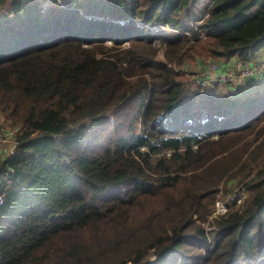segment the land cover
Listing matches in <instances>:
<instances>
[{"label":"trees","instance_id":"16d2710c","mask_svg":"<svg viewBox=\"0 0 264 264\" xmlns=\"http://www.w3.org/2000/svg\"><path fill=\"white\" fill-rule=\"evenodd\" d=\"M103 1L90 6L113 28L60 12L61 29L6 41L1 21L34 5L0 0V112L18 128L17 152L0 149V264H264V88L215 85L204 104L175 69L204 36L213 58L251 56L264 0H212L186 29L196 0ZM127 109L101 149L88 140ZM228 181L248 196L209 237Z\"/></svg>","mask_w":264,"mask_h":264},{"label":"rangeland","instance_id":"374dc122","mask_svg":"<svg viewBox=\"0 0 264 264\" xmlns=\"http://www.w3.org/2000/svg\"><path fill=\"white\" fill-rule=\"evenodd\" d=\"M63 1L64 0H56V1L22 0V4L25 3L26 5H28L30 3V4H33L34 6L31 10L29 8L24 9L23 12L19 15L20 19L15 16L16 18L13 17L10 20H7V18H5L6 21L5 20L1 21L3 25V32L5 33L6 41H9V36L11 37L18 36V33H22V35L27 36L29 33V29H33V28H35V33L37 34V36H35L34 39H38L39 36L43 38V36H46L45 32H51L54 27L61 29L62 28L61 22L59 21L60 12L63 13L62 14L63 17L66 16L71 21L77 22V24L75 23L77 26H82V25L86 26L85 33L90 32V31H95L97 33V32H102L104 30L113 28V27L107 26L106 21L99 20L97 22L98 16L96 17V14H95V12H97V8L92 9L90 6L91 3L96 2L97 0H81L83 4L85 5V7L71 6L70 8L67 7L63 3ZM105 1H110V0H104L103 2ZM211 1L212 0H196L195 7L198 8L197 9L198 11H195L196 9L193 7H192L193 9L191 8L193 11H195V13L191 15V16H194V19L190 21L186 20L187 24L185 26V29L186 27L192 28L193 26L197 25L198 20L196 17H200L199 15L203 14L200 18H204L206 16L207 9ZM103 2H99V3L102 4ZM133 3H134V0H133ZM189 13H191V10L189 11ZM39 22H40V25H38ZM184 30L181 32L175 31V34H177L178 32L187 33V35L190 34V31L188 30L184 31ZM166 32L167 34H170V35L174 33V32H171V30H168ZM204 37L201 38V40L199 41H195L197 45L191 48V49H194L195 52L197 51L201 54H196V55L192 54V56L189 59L183 60L181 63H178L175 66V69H178L180 72L183 73V78L189 82L188 85L191 89L196 90L198 93L199 92L203 93L206 99V101L203 102L204 104H208L210 101L209 92L212 89L211 88L212 86L217 85L223 88L226 86L234 85L233 90L241 89V87H246V84L237 86L235 84L229 83V81H227L226 79L210 81L209 84L207 85L201 84L199 78L202 75H204L205 72L209 71L210 65L212 63H216L220 68H223L224 70H227L229 68L234 69L237 66H242L243 64H246V65L252 64V66L259 67L260 72H258L255 75H258L261 72H263L264 74V64H263L264 62V43L260 44L259 46H256L254 53L252 54L253 57L250 58L251 60H248V58L244 60L239 55L235 54L232 61L228 62L227 60H224L222 57L213 58L209 53L206 52L205 50L206 43L204 41L205 40ZM121 40L122 41L120 44V48L127 46V42L125 41V39H121ZM104 44L111 45L112 43L109 40H105ZM154 44L158 49L157 58L164 60L163 58V51L165 50L164 45L158 42H155ZM252 74H250L248 77L251 78L250 76ZM248 77L246 80L249 79ZM196 80L198 81L197 83H195ZM249 83H251V84H248L251 87L256 86V88H260V89L264 88V75L257 76V78H254ZM134 104L135 103L132 104L133 108H134ZM213 107H214V104H212V106L209 109L212 111ZM131 112L132 111L127 109L125 112H117L115 114L109 115L105 121L101 122L102 123L101 125L103 126L95 131V138L87 137L88 140L91 141V143H95L96 145H98L100 147L99 149H101V147L105 143L104 139H106L107 137H111V134H112L111 131L113 128L112 124L113 123L116 124L119 121L128 122L131 115L133 114ZM205 113H207V109L202 110V114H205ZM120 114H124V117L117 118V116ZM0 127H3L5 129L12 128L11 125L9 124V120L5 119L4 115L1 112H0ZM138 127H139V124H138ZM12 140H13V134H9L8 136H6L3 142L0 143V149L4 150L7 153L8 150L12 147V144H13ZM99 143H102V144H99ZM231 181H228V184L225 186L223 185L222 188L220 187V190L218 191V194L216 195L217 198L224 199L226 195H228L236 187H238L239 185H243V182L230 183ZM121 189L122 187L110 189L108 190L106 194L116 193V192L120 193L119 191H121ZM247 196H248V190L246 189V194L244 198L242 199V202L239 205L231 206L229 208V211H232L242 206ZM2 201H3V198H2ZM211 211H212V206H211ZM217 217L218 216H211L210 214L209 217H207V221L202 222V226L206 229L207 235L210 233L209 237L212 235V232L214 231V225H212L210 222H212L213 219ZM188 249L192 251L191 248H188ZM152 259H154V255H150L149 260H152ZM258 259H264V255L260 256ZM258 259L255 262H257Z\"/></svg>","mask_w":264,"mask_h":264},{"label":"built area","instance_id":"2783aa9c","mask_svg":"<svg viewBox=\"0 0 264 264\" xmlns=\"http://www.w3.org/2000/svg\"><path fill=\"white\" fill-rule=\"evenodd\" d=\"M202 15L203 14L199 16L201 17ZM258 72H260L259 67L252 66V64H249V65L243 64L242 66H237L234 69L229 68L227 70H224L223 68H220L216 63H212L210 65L209 71L205 72L204 75H202L199 78V80L201 84L204 85L206 84L207 78L213 81L226 79L231 84L241 86L243 84H246V79L250 74L253 73L251 75L253 76L257 74ZM195 82L197 83L198 81L196 80ZM231 86H234V85H231ZM17 130H18L17 127H12L11 129H5L3 127H0V143L3 142L6 136H8L9 134H13L12 147L6 153L8 155L14 154L17 152V148L15 147V141H16L15 136H16ZM245 194H246V187L244 185H239L233 191H231L228 195H226L224 199L216 197L212 205L211 216H220L228 212L231 206L239 205L242 202V199L244 198ZM0 203H2L1 195H0Z\"/></svg>","mask_w":264,"mask_h":264},{"label":"crops","instance_id":"0c3cea01","mask_svg":"<svg viewBox=\"0 0 264 264\" xmlns=\"http://www.w3.org/2000/svg\"><path fill=\"white\" fill-rule=\"evenodd\" d=\"M253 56L251 55V57H248V60H251L250 58H252ZM234 58V56H232V57H230V58H228L227 59V61L228 62H230V61H232V59ZM197 59H199V58H197ZM263 73V72H262ZM262 73H260V74H258V75H253V76H251V78H249L248 80H246V87H241L242 89L241 90H245V89H247L248 88V84H251V83H249L250 81H252L254 78H257V76H260V75H262Z\"/></svg>","mask_w":264,"mask_h":264},{"label":"bare ground","instance_id":"6f19581e","mask_svg":"<svg viewBox=\"0 0 264 264\" xmlns=\"http://www.w3.org/2000/svg\"><path fill=\"white\" fill-rule=\"evenodd\" d=\"M210 81H213V80H210V79H206V85L209 84Z\"/></svg>","mask_w":264,"mask_h":264},{"label":"clouds","instance_id":"9594fccd","mask_svg":"<svg viewBox=\"0 0 264 264\" xmlns=\"http://www.w3.org/2000/svg\"><path fill=\"white\" fill-rule=\"evenodd\" d=\"M227 213V212H226Z\"/></svg>","mask_w":264,"mask_h":264}]
</instances>
